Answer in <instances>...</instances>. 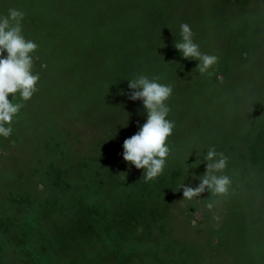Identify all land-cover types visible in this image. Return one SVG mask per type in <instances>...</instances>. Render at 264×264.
I'll return each mask as SVG.
<instances>
[{
	"label": "rangeland",
	"instance_id": "obj_1",
	"mask_svg": "<svg viewBox=\"0 0 264 264\" xmlns=\"http://www.w3.org/2000/svg\"><path fill=\"white\" fill-rule=\"evenodd\" d=\"M91 4L0 0V16L24 13L39 75L0 137V264H72L62 236H99L85 253L112 264H264V0H102L101 15ZM182 23L218 57L211 75L175 49ZM138 75L173 86L170 155L151 181L123 160L147 118L128 98ZM211 148L228 158V194L183 200Z\"/></svg>",
	"mask_w": 264,
	"mask_h": 264
},
{
	"label": "clouds",
	"instance_id": "obj_2",
	"mask_svg": "<svg viewBox=\"0 0 264 264\" xmlns=\"http://www.w3.org/2000/svg\"><path fill=\"white\" fill-rule=\"evenodd\" d=\"M24 13L18 9H9L7 15L0 16V137L8 138L13 132L14 118L24 107L23 102L32 98L38 91L36 85L39 75L34 74L33 57L38 45L26 39L22 33ZM190 25H180L179 41L174 43L175 49L184 59L198 61L195 70L199 73H208L218 62L215 55L200 51L199 44L193 40ZM159 77L149 79L146 75H138L128 81L132 101L140 100L146 111L147 118L139 130L123 142V160L143 170V179L151 181L159 177L166 166L170 155L167 143L172 135L175 123L167 119L170 109L167 101L173 92L171 84L158 82ZM19 96L22 102H13ZM11 97V99H9ZM205 173L199 177L197 187L180 184L183 191V200H192L199 197L205 190L217 195L225 196L231 187V178L223 173L227 167L228 158L223 153H217L214 148L209 149ZM193 164V168L198 165ZM213 207L211 203L207 205Z\"/></svg>",
	"mask_w": 264,
	"mask_h": 264
},
{
	"label": "trees",
	"instance_id": "obj_3",
	"mask_svg": "<svg viewBox=\"0 0 264 264\" xmlns=\"http://www.w3.org/2000/svg\"><path fill=\"white\" fill-rule=\"evenodd\" d=\"M241 17L237 19V24L241 28L244 26L243 23L240 21ZM239 27V28H240ZM131 74V73H130ZM120 80V78H116ZM121 81V80H120ZM119 85V84H118ZM117 85V86H118ZM110 86H114L111 84ZM116 86V85H115ZM258 93V92H257ZM87 212V210H85ZM91 213V212H87ZM87 229L93 228V226L87 225ZM104 241L101 240L99 236H88L85 239H72V240H66L65 237L62 236V250H67L63 252L64 257L70 259L72 264H112L111 262L108 263L107 261H113V259L106 258V255L103 253L95 254L93 257L90 256V254L85 253V250H90L91 248H95V246L98 244L102 245ZM107 262V263H106Z\"/></svg>",
	"mask_w": 264,
	"mask_h": 264
},
{
	"label": "crops",
	"instance_id": "obj_4",
	"mask_svg": "<svg viewBox=\"0 0 264 264\" xmlns=\"http://www.w3.org/2000/svg\"><path fill=\"white\" fill-rule=\"evenodd\" d=\"M89 1L92 3L90 6L95 9V12L98 11V12H100L99 15H101L102 14V0H89ZM81 10L87 11L88 6L87 5L83 6V8ZM80 16H81V14H80ZM86 16H87V14H82L83 18H85Z\"/></svg>",
	"mask_w": 264,
	"mask_h": 264
}]
</instances>
